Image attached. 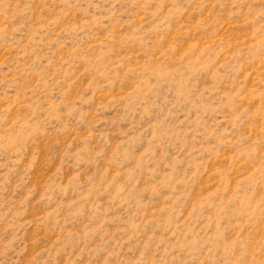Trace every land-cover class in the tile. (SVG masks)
I'll use <instances>...</instances> for the list:
<instances>
[{
	"label": "rangeland",
	"instance_id": "1",
	"mask_svg": "<svg viewBox=\"0 0 264 264\" xmlns=\"http://www.w3.org/2000/svg\"><path fill=\"white\" fill-rule=\"evenodd\" d=\"M0 264H264V0H0Z\"/></svg>",
	"mask_w": 264,
	"mask_h": 264
}]
</instances>
